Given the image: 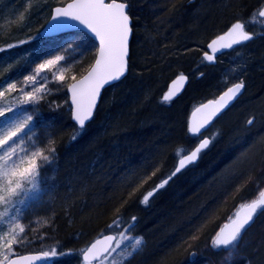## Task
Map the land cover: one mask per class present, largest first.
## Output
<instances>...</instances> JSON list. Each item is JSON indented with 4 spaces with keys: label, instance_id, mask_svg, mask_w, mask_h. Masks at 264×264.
<instances>
[{
    "label": "trees",
    "instance_id": "obj_1",
    "mask_svg": "<svg viewBox=\"0 0 264 264\" xmlns=\"http://www.w3.org/2000/svg\"><path fill=\"white\" fill-rule=\"evenodd\" d=\"M201 1H203L201 5L206 9L202 11L203 14L199 15V20H196L198 17L191 15L190 11L199 6ZM222 1L224 2V0H153L151 4H148V0H127V3L130 5L128 11L132 17L133 25L142 22L148 24V29L157 26L164 31L165 28L161 27V24H165V21L169 20L173 25L172 34L164 31L166 36L174 38L176 34L175 39L181 38L184 41L189 40L194 34H190L186 28L189 23L191 25L195 23L194 25L205 29L200 32L202 37L200 40H203L211 32H217L214 36L222 33L230 23L236 19L242 20L246 17L243 15L244 13L254 11L264 3V0H235L234 2L230 1L227 7L224 5L222 8L219 6ZM135 2L138 3V8H134ZM156 4H160V6ZM163 4L166 6V14L155 16L152 11L155 7L162 8ZM243 10L244 13H242ZM261 21L264 24V21ZM228 22H230L229 25ZM224 27L226 28L224 29ZM252 28L246 23V30L254 35L253 39L218 57L220 60L239 49H243L246 56L244 62L238 63V66L243 65L242 79L245 83L243 94L226 112L228 114L230 110L231 112L235 111L237 116L234 118L236 125L233 132L231 130L233 127L230 129L228 124L213 123V126L211 125L213 128L210 131L218 132V139L212 141L198 161L178 173L164 188L151 197L148 207L137 205V199L140 201L139 193L143 189L144 191L151 190L173 170L175 164L173 166L171 152L172 148L176 146L172 148L171 146L174 136L179 138L178 144L185 143V148H192L196 143L193 139L186 137L183 128V117L190 112L187 110L189 102L193 98H198L199 102H202L218 95L227 87V84L219 81L217 63L208 65L201 63L200 60L199 64V61L196 62L194 59L193 63L196 65L194 70H192V64L181 67V71L189 75L190 80L179 97L170 103H163V106L155 102L148 108L144 104L140 110H137V116L136 112L135 115H131L127 119V124L132 122L130 120L136 119V121L133 122L134 125L127 127L123 135L117 131L118 128L123 129L122 125L113 129V137L116 138L118 146L107 142L108 139L102 141L103 137L98 136L90 146V150L93 151H87L84 157H74L76 153L71 152L70 147L68 150L61 151L59 165L64 164V167L58 172L55 180L51 181L52 201L55 203V207H51L50 213L53 218L55 217L51 234L56 236L55 241L34 243L30 245V249L20 250L18 253L52 250L55 252L52 256L56 255L62 264H67L73 258L80 259V253L84 247L105 230L102 229L104 224L107 225L117 219L131 224L133 216L137 218L134 227L135 233L145 238V244L140 251L133 254L123 264H182L187 255L188 249L186 248L189 245V239L193 236L197 238L195 243L198 251L206 242L207 247L212 249L209 242L218 227L230 217L232 210L239 203L252 196L247 194L248 188L251 186L248 187L245 176L252 173L258 166L264 169V29L255 32ZM80 32L74 31L46 38L40 37L38 33L35 46H38V51L43 53L50 47L52 49L56 45H65L64 41L67 36H76ZM197 36V34L193 35L195 38ZM77 43L93 46L92 54L90 55L86 51L81 62L78 61L74 68L76 69L75 74L79 77L84 73L83 70L92 63L96 47L85 33ZM198 44L196 43L197 46ZM73 46L78 48L76 44ZM153 62L148 63V73L146 70L138 73V79L135 78L138 83H134V90H136L137 84L143 88L147 83L150 87V81L152 82L155 75L158 74V67H153L155 65ZM199 73L204 75L197 78ZM147 75L148 82H146ZM126 76L119 81L120 84L128 81L129 76ZM230 81L231 79L229 83ZM111 86L105 88L104 92ZM65 92L64 89L63 94L66 96ZM152 106L154 107L152 108ZM115 107L107 110L110 120H113L116 115L120 116L121 111L125 109L122 105L119 107V111L115 112ZM42 112L43 116L47 119L50 118V123L53 124V129L50 131L51 141L56 142L57 146H62L60 148H64L65 142L70 141L67 128L79 132L71 122L70 115L63 114L61 111ZM161 113L169 115L167 117L169 119L172 116V119L179 123L178 136L172 135L170 131L172 128L167 129L165 135L158 134V126L168 119L166 120L165 117L156 123L151 121V118L152 114L161 116ZM249 117H255V123L250 128L246 127ZM140 121H144L141 126ZM136 122L139 125L138 129L135 126ZM122 142L127 144L123 147ZM163 146L167 149L165 154H161L164 159V167L160 171L164 172V175L154 177L129 197L128 194L140 183V180L134 184L133 188L126 185L131 180L123 177L126 169L128 168L130 173L138 174L141 171L140 164L148 162V158H153L156 151H159V148ZM76 158L78 160H75ZM172 166L173 168H171ZM167 170L170 171L167 172ZM56 185H58L57 189ZM235 198H237V202L232 206V210L228 211V217L225 215L226 217L223 216L218 220L223 209ZM117 208L120 209L119 212L116 211ZM52 244L54 247L51 246ZM50 253L48 254L50 255ZM261 262L264 264V257Z\"/></svg>",
    "mask_w": 264,
    "mask_h": 264
},
{
    "label": "rangeland",
    "instance_id": "obj_2",
    "mask_svg": "<svg viewBox=\"0 0 264 264\" xmlns=\"http://www.w3.org/2000/svg\"><path fill=\"white\" fill-rule=\"evenodd\" d=\"M13 1L14 3L12 4L9 3V0H0V48L5 49L4 51H0V80H3L5 77H10L12 79H19L22 82L23 76L30 74L32 72V69H34L36 63H39L44 59L51 58L52 56L57 54L65 55L69 62L73 60L77 61V63L73 65V68L77 66L78 61L81 62V58L83 55L86 54V51H88L90 55L92 54L93 46L90 47L89 46L90 44L82 45L81 43H79L80 46L78 48H75L74 46L68 48L67 45H56L52 47V49L50 47L51 50L49 49L43 53L38 51V46H35L37 45L36 36L39 33L41 27L44 25L47 18L49 17L51 8L57 4L60 5L61 3L64 2V0H13ZM230 1L234 2L235 0H224V2L222 1L219 6L220 7L222 6L223 8L225 5L227 7ZM152 2L153 0H148V4H151ZM202 3L203 1H201L198 4L199 6H196V8H193V10L190 11L191 15H194V17L196 16L198 17V19L196 18V20H199V15L203 14L204 12L202 11L206 9L204 6L201 5ZM156 5L160 6V4H156ZM133 6L134 8H138L139 5L137 2H135ZM197 7L199 8V10ZM259 7H257L254 11L247 13H244L245 9L242 11V13H244L243 15L246 16L242 18V20H244V22L247 23L248 25L252 26L253 27L252 29H254L255 32H259V30L264 29L263 28L264 24L261 21L262 19L259 20L260 18L257 15L253 16V13L257 12ZM152 12L154 13L155 16L156 15L159 16L160 14H163L164 16L166 14V6L163 4L162 8L155 7ZM157 22L159 23V21ZM229 23L230 22H228L227 24L229 25ZM194 24L195 23H192L191 25V23H189L186 26L187 30L190 31L189 32L190 34L194 33L192 34V37H190V39L187 41H184L181 38L175 39L176 34L174 35V38L166 36L164 31L166 33H170V35L172 34L171 30L173 28V25H171L169 20H166L165 24H161L162 25L161 27L165 28L164 31H162V29L157 26L148 29V24L142 22L138 25L136 24L133 25V35L130 42V62L127 73V76H129L128 81L122 84H120L121 82L116 83L105 92H104L105 89L103 90L98 106L96 107V110L94 112L93 118L89 123L86 124V127L82 130V134H80V130L79 132H75V130L67 128L68 133L67 131L66 133L68 134L70 141L65 142L66 145H64V148H60L62 146H57L56 142L53 143L51 141L50 131L53 129L52 128L53 124L50 123L51 122L50 118L47 119L45 118V116H43L42 111L45 112L61 111L63 114L70 115V106L68 103L67 94L65 96L63 94V90L65 89L66 91L67 84L71 82L70 81L71 75L73 73L72 71L66 73V82L63 85L57 83L51 78L49 79L44 89V93H45L44 99L41 100L37 109L38 120L36 121L32 131L29 133V136L25 137V144L37 143L44 149L45 154H47L48 149L55 148V158L50 165H45V167L41 169L39 179L40 181H42V183L39 184V190L30 193L29 196L25 199L24 203L16 206L19 209L18 212H16L15 210H10L9 212L10 216L16 217V223H18L21 227L25 229V232L21 233L23 239L21 241V246L17 249L18 252L20 250L30 249V245L34 243L55 241L54 239L56 236L51 234V231H53V226H54L53 220L55 219V217L53 218V215L50 214L52 211L51 207H55V203L52 201L53 188L51 185L52 183L51 181L55 180V177H57L56 175H58V172L62 170L64 167V164L59 165L60 162L59 156H61L62 153L61 151L64 149L68 150L71 148L70 151L73 152L74 154L75 153L77 154V155L75 154L74 157H79V156L84 157L86 156L87 151L88 152L93 151L90 150L91 148L90 146L95 142L94 140L95 137L98 136L103 137L102 141H107L108 139L107 142L112 143V145L118 146V144H116V138L113 137L114 134L113 129L118 128L119 126L122 125L123 129L118 128L117 131H119L118 133L123 135L125 133V130H127V127L129 125H132L133 122L136 121V119H134V121L129 119L132 122L127 124L126 123L127 119L130 118L131 115H135L137 110H140L144 106V104H146L148 108L151 107V105L155 104V102H157V104L160 105L163 104L161 103V98L163 91L165 90L166 83L174 75L182 72L181 67H184L188 64H190L191 66L192 64L193 67L192 70H194L196 68L195 63H193L194 59L196 62L199 61L198 63L200 64L201 54L205 50L206 43L217 32L216 33L211 32L203 40H200L202 38L200 36V32H202L205 29L199 27V25H194ZM225 28L226 27H224V29ZM196 34L198 36L196 38L193 37V35ZM20 41H25V43L21 44ZM186 43L187 45H185ZM196 43L197 44L199 43L198 46L196 45ZM9 44H13L17 46L8 48ZM200 44H202V46L199 47ZM64 49H67V51H65ZM95 52H96V48H95ZM245 57L246 56L244 50L239 49L233 51L230 54H227L222 59L218 60L216 63L219 69V74H218L219 81L224 83L223 79L225 78V76H227L228 81L226 86L231 85V83L239 82V80L242 79L243 65L238 66L239 65L238 63L244 62ZM148 61L149 62L154 61L153 63L155 65H153V67L154 66L158 67L157 70L158 74L157 76L155 75L152 82L150 81V87H148L147 83L146 86L143 88L142 86H139L137 84L136 90H134L133 89V87L135 86L134 83H138L135 80V78L138 79V73L144 70H146V72L148 73V63H149ZM232 69H235V71L233 72ZM146 77H147L146 82H148V75ZM230 79L231 81L229 83ZM117 84L118 86H116ZM19 95L20 93L17 92L10 95H6L4 98H0V107L6 106L8 104H14L16 102V99H18ZM199 100L200 99L198 98L196 99L193 98L190 101L191 103L189 102L187 106L188 108L187 110L188 111L191 110L195 102ZM122 105L125 108L123 111H121L122 114L120 116L122 117V119L119 115H116L113 120H110V115H108V111H107L108 108L116 106L114 111L118 112L119 107H121ZM153 107L154 106H152V108ZM227 110L223 112L213 123L214 124L216 123L218 125L228 124L230 129L233 127L231 129L233 132L235 130V125H236L234 124L235 123L234 118L236 116L235 111L231 112L230 110V112L226 114ZM137 114L138 112L136 113V116ZM186 114L183 117L184 129L186 127L187 118L189 115ZM152 115L153 116L151 118L152 119L151 121L156 123L157 121H159V119L162 120L163 118L165 119V117L166 120L168 119L166 122L163 121V123H161L158 126L157 129L159 132L158 134L165 135L166 130L172 128L170 130L172 132V135H177V136L179 135L180 125L179 123H176L175 119H172V116H170L171 118L169 119L167 118L169 117V115L167 114L165 115L161 113V116L160 114H152ZM143 122L140 121V126L143 124ZM135 126H137L136 129L139 128L137 122ZM212 128L213 127L210 126L205 132H203V136L205 137L215 136L214 139H218V135H219L218 132L210 131ZM74 134L77 135V138L75 140L72 139V136ZM65 137L66 135L63 137L64 141L66 139ZM172 140L174 141L171 148L176 146L172 148V152H171L173 155L172 159L174 166V164H176L178 160V157H176L174 153L177 148L184 147L185 143L178 144L179 138L176 136H174ZM193 141L195 142L196 140L193 139ZM126 142L124 143L122 142L123 147L127 144ZM197 142L198 141H196V143ZM187 149L190 150L191 148L188 147ZM17 150L21 151L22 149L18 148ZM166 150L167 149H165L164 146L159 148V151L158 150L156 151L153 158H148V162H143L142 164H140L141 171L138 174H135L134 172L130 173L129 169L127 168L126 173L123 174V177L131 180L128 181L126 185L130 187L132 186L133 188L134 184H136L139 180H141V178L145 174L147 173L150 174L156 168H160V170H162L164 167V159L162 158L161 154H165ZM93 153L96 154V152ZM75 160H78V158H76ZM173 166L171 168H173ZM168 171L170 170H167V172ZM161 172L162 171H158L155 177H158L159 175H164V172L162 173ZM250 176L253 179L251 182H248V178ZM245 177L248 187L251 186L250 188H248L249 190L247 191L248 192L247 194H251L252 196L241 203L247 202L248 200H250L251 198H253L258 194L260 188H264V169L258 166L257 169H254L252 173L250 172ZM57 186L58 185L55 186L56 189ZM25 187H30V185L26 184ZM149 189L151 188L149 187ZM148 191H149L148 189H146L145 191L143 189L139 193L140 201L137 199V205L139 207H148V203L146 205L141 203L142 197ZM236 200L237 198H235L233 201L227 204V207L223 209V213H221L218 220L222 219L223 216L228 215L227 214L228 211H230V209L233 208L232 206L234 205L235 202H237ZM3 210H4V206L0 205V211ZM233 211L234 210H232V213ZM256 216L252 224H250L247 227V229L244 231L242 239L239 241L238 252L235 254L234 259L230 262H227V264H242V263L261 264L262 263L261 260L264 257V210L259 212ZM116 221L117 220H114L112 222H109L107 225L104 224L105 226L103 225V227L101 226L102 229H105L102 231L101 234L105 232L115 233L116 241L112 248L116 250L112 253L111 256H106L104 259H100L97 262L87 263V264H123L133 254L137 253L143 248L145 244V238L135 233L134 227L136 225L132 227L130 230H128V226L130 224L129 223L126 224V222L119 220L120 225L118 227L110 228L109 225L114 224ZM0 228H4V230L7 231L8 230L7 221L5 222V224H0ZM15 231L19 232V228L17 227ZM140 237L143 238V243L139 246L137 251H135L131 256H128L127 259H125L126 252L132 251L131 246L135 243V239ZM195 240H197V238ZM195 240H193L192 237H190L189 245H187L186 248L188 249L187 255L186 257H184L182 264H222L223 258L227 255L228 252L227 249H218V250H214L213 248L210 249L209 247H207V242H206L202 246L201 250L198 251L197 249L198 247L195 243ZM211 240L209 242L210 245H211ZM117 244H119V248H117ZM51 246L54 247L53 244ZM46 252L48 253L53 252V253H50V255H48L49 257L47 256V260L42 264H62L61 261H59V259L56 257V255L52 256L55 253L54 251L49 250ZM0 260H3V256H0ZM67 264H85V263L81 259L77 260L73 258V260Z\"/></svg>",
    "mask_w": 264,
    "mask_h": 264
},
{
    "label": "snow or ice",
    "instance_id": "obj_3",
    "mask_svg": "<svg viewBox=\"0 0 264 264\" xmlns=\"http://www.w3.org/2000/svg\"><path fill=\"white\" fill-rule=\"evenodd\" d=\"M130 5L127 0H64L58 7L52 9L49 24L53 31H63L66 28L82 29L76 36H67L64 44L71 48L73 44L79 47L77 41L87 32L88 37L97 42L94 62L91 63L77 77L76 69L73 65L77 61L69 62L65 55H54L35 64L30 74L24 75L22 82L19 79L5 77L0 80V98L13 93H20L14 104L0 107V205L4 210L0 211V224L7 221L8 230L0 228V264H23L29 259H39L20 255L17 249L21 246L23 237L21 233L25 229L16 223V217L10 216V210L19 209L16 207L25 202L30 193L39 190L40 172L45 165H50L55 158V148H50L45 154L44 149L37 143L25 144V137L29 136L38 120V106L44 99V89L49 79L63 85L66 82V73L72 71V83L67 84V91L71 94L70 111L72 121L76 129L82 130L86 123L93 117L101 91L104 87L120 81L127 73L130 61V41L133 35L132 17L128 11ZM258 15L264 18V7H261L253 16ZM72 21L75 23H68ZM246 23L241 19L233 21L227 29L210 40L207 50L203 51L201 63L213 64L217 54L221 50H230L234 46L248 42L254 35L246 31ZM84 39H86L84 37ZM83 42V40H81ZM21 44L25 41H20ZM17 45L9 44L8 48ZM5 49L0 48V51ZM67 51V49H64ZM211 53V54H210ZM234 72L235 69H232ZM204 74L199 73L197 78ZM188 76L180 73L172 81L169 91L161 98V103H170L176 98L186 85ZM228 77L225 76L223 82L227 84ZM175 86V87H173ZM245 88L243 79L232 83L222 94L215 99L201 104L191 114V119L186 123L185 135L198 141L189 151L185 147L176 149L174 155L178 157V163L174 169L141 199L142 204H147L160 189L164 188L178 173H181L188 165L195 164L201 154L208 149L215 136L204 137L203 131L218 117L230 104L242 93ZM30 89V90H29ZM255 123V117H249L246 127H251ZM74 134L72 139L75 140ZM30 139V137H29ZM21 148V151L17 149ZM42 161V162H41ZM160 171L156 168L150 174H145L140 183L133 188L128 195L131 197L140 188L151 181ZM248 178V182L252 181ZM30 187H25V185ZM127 203V201H125ZM264 210V188H260L258 196L250 199L246 203L239 205L233 216L229 217L225 223L213 236L211 246L214 250L227 249V255L223 258L222 264H227L234 259L239 249V241L242 239L246 228L254 220L255 216ZM120 211L119 208L116 209ZM136 217H131V224L128 230L135 226ZM119 219L109 225L110 228L118 227ZM19 228V232L15 231ZM196 239L195 236L192 237ZM105 241L109 242V247L103 253L97 254V245L102 243L97 239L88 244L83 250L82 255L87 264L89 256L93 260L104 259L111 256L116 250L111 247L114 238L105 236ZM143 243V238H136L131 246L132 251L126 252L125 259L131 256ZM119 248V244H117ZM70 254V253H69ZM48 252L43 256L47 257ZM195 255V254H193ZM13 257H16L13 259Z\"/></svg>",
    "mask_w": 264,
    "mask_h": 264
},
{
    "label": "water",
    "instance_id": "obj_4",
    "mask_svg": "<svg viewBox=\"0 0 264 264\" xmlns=\"http://www.w3.org/2000/svg\"><path fill=\"white\" fill-rule=\"evenodd\" d=\"M68 2H70V0H68ZM58 6H60V5H55V6H53L52 8H51V13H50V16H49V18H48V20L45 22V24L42 26V28L39 30V36L40 37H42V38H44V37H51V36H57V35H60V34H64V33H70V32H73V31H83L82 29H79V28H71V29H69V28H66V29H64L63 31H60V32H58V31H53V30H51L52 29V25L51 24H49L48 23V21L50 20V17H51V15L53 14L52 13V9L54 8V7H58ZM262 7H264V4L262 5ZM258 16V15H257ZM259 17V16H258ZM68 23H75V22H72V21H68ZM227 29V28H226ZM225 29V30H226ZM224 30V31H225ZM223 31V32H224ZM222 32V33H223ZM87 36H88V33L87 32H84ZM222 33H219V34H222ZM219 34H217V35H219ZM217 35H215V36H217ZM214 36V37H215ZM214 37H212V38H214ZM211 38V39H212ZM210 39V40H211ZM210 40L206 43V46H205V50H207V44L210 42ZM93 41V40H92ZM95 44H96V47L98 46V43L97 42H95V41H93ZM246 43V42H245ZM242 44H244V43H242ZM241 45V44H240ZM236 46H238V45H236ZM236 46H234L233 48H235ZM204 50V51H205ZM231 50V49H230ZM224 51H229V50H221V52L220 53H222V52H224ZM220 53H218L217 55H219ZM211 54V53H210ZM202 55H203V53H202ZM201 55V56H202ZM95 58V57H94ZM93 62H94V60H93ZM92 62V63H93ZM214 64V63H213ZM211 65V64H210ZM127 73H128V71H127ZM127 73H126V75H127ZM84 74H86V72L84 73ZM180 74V73H179ZM125 75V76H126ZM178 75V74H177ZM177 75H175L169 82H168V84H167V87H166V90H165V92L163 93V95L166 93V92H168L169 91V87H170V85H172V81L176 78V76ZM124 76V77H125ZM123 77V78H124ZM79 78V77H78ZM122 78V79H123ZM121 79V80H122ZM188 81V80H187ZM119 82V81H118ZM70 83H72V81L70 82ZM115 83H117V82H115ZM115 83H113V84H115ZM113 84H111V85H113ZM111 85H108V86H106V87H104L103 89H102V91H101V94H102V92H103V90L105 89V88H107V87H109V86H111ZM186 85H187V83H186ZM186 85L183 87V90H184V88L186 87ZM231 86V85H230ZM173 87H175V86H173ZM227 88V87H226ZM226 88L223 90V91H225L226 90ZM182 90V91H183ZM182 91L180 92V94L182 93ZM222 91V92H223ZM243 91V90H242ZM222 92H220L218 95H216L215 97H213V98H209V99H207V100H205V101H203V102H200L198 105H196L191 111H190V113H189V115H188V118H187V122L191 119V114L195 111V109L197 108V107H199L201 104H204V103H207V101H209V100H212V99H215V98H218L221 94H222ZM66 94H67V99H68V103H69V106H70V104H71V94L67 91V87H66ZM101 94H100V97H101ZM179 94V95H180ZM178 95V96H179ZM100 97H99V100H100ZM177 97V96H176ZM239 98V96L230 104V106L231 105H233L234 104V102L237 100ZM99 100H98V103H99ZM97 106H98V104H97ZM230 106H228L223 112H225ZM96 110V109H95ZM222 112V113H223ZM221 113V114H222ZM220 114V115H221ZM219 115V116H220ZM218 116V117H219ZM218 117H216L214 120H213V122L218 118ZM93 118V117H92ZM92 118L90 119V121L92 120ZM70 120H71V122L73 123V121H72V117H71V111H70ZM90 121H88L87 123H89ZM212 122V123H213ZM86 123V124H87ZM211 123V124H212ZM74 124V123H73ZM211 124L203 131V132H205L210 126H211ZM205 137V136H204ZM195 146V145H194ZM193 146V147H194ZM191 150V149H190ZM189 150V151H190ZM178 163V160H177V162H176V164ZM175 164V165H176ZM192 165V164H191ZM189 166V165H188ZM175 167V166H174ZM174 169V168H173ZM258 196V194L256 195V196H254V197H257ZM253 197V198H254ZM252 199V198H251ZM248 201H250V200H248ZM247 201V202H248ZM244 203H246V202H244ZM237 210H239V206H237L235 209H234V211H233V213H232V215L231 216H233V214L237 211ZM230 216V217H231ZM228 221H229V218L226 220V221H224L220 226H219V228L217 229V231L225 224V223H228ZM252 223V222H251ZM216 231V232H217ZM215 235V234H214ZM105 236H112L113 238H114V240H113V243L111 244V247L113 246V244H114V242H115V240H116V235H115V233H113V232H105V233H103V234H101V235H99V236H97V237H95L93 240H91L88 244H90L91 242H93V241H95V240H97V239H99V240H101L102 241V243H100V244H98L97 245V250H94V251H96V253L97 254H99V253H103V251H104V249L105 248H107V247H109L110 245H109V242L108 241H105L104 240V237ZM87 244V245H88ZM86 245V246H87ZM85 246V247H86ZM84 247V248H85ZM43 253L44 252H42V251H36V252H27V253H21L20 255H24V256H30V257H39V259H29V260H26V261H24L23 262V264H42V263H44L45 261H46V259H47V257H45V256H43ZM16 257H13V259H15ZM80 259L85 263V261H84V258H83V255H82V251H81V253H80ZM100 260V259H99ZM93 262H97V260H93V257L92 256H89V259H88V262L87 263H93ZM4 264H7V262L5 261L4 262Z\"/></svg>",
    "mask_w": 264,
    "mask_h": 264
},
{
    "label": "bare ground",
    "instance_id": "obj_5",
    "mask_svg": "<svg viewBox=\"0 0 264 264\" xmlns=\"http://www.w3.org/2000/svg\"><path fill=\"white\" fill-rule=\"evenodd\" d=\"M9 3H12V4H13L14 1H13V0H9ZM262 5H263V4H262ZM262 5L258 8V10L262 7ZM259 18L262 19V20L264 21V18H262V17H259ZM230 24H231V23H230ZM130 42H131V41H130ZM224 53H226V51H224V52L220 53L219 55H217V58H216L214 64L218 61V57L221 56V55L224 54ZM201 57H202V56H201ZM180 73H183V72H180ZM184 74H185V73H184ZM176 75H177V74H176ZM186 75H187V74H186ZM174 76H175V75H174ZM174 76H173V77H174ZM187 76H188V75H187ZM173 77H172V78H173ZM172 78H170V79L167 81L166 86H165V90H166V87H167L168 82H169ZM189 80H190V79H189V76H188L187 85H188V83H189ZM187 85H186V87H187ZM186 87H185V88H186ZM185 88H184V90H185ZM165 90L163 91V93L165 92ZM184 90L182 91V93L184 92ZM243 91H244V89H243ZM243 91H242V93L239 95V97L243 94ZM182 93H181V94H182ZM181 94H180V95H181ZM180 95H179V96H180ZM179 96H177V97H179ZM162 97H163V94H162ZM177 97H176V98H177ZM192 103H193V102H192ZM199 103H200L199 101H196L195 104H194V106L192 107V109H193L196 105H198ZM192 109H191V110H192ZM191 110H190V111H191ZM189 166H190V165H189ZM187 167H188V166H187ZM187 167H186V168H187ZM186 168H185V169H186ZM240 204H241V203H240ZM240 204H238L237 206H239ZM242 264H244V263H242Z\"/></svg>",
    "mask_w": 264,
    "mask_h": 264
}]
</instances>
